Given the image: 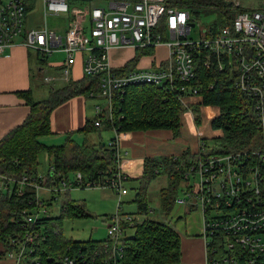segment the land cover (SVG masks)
<instances>
[{
  "label": "built area",
  "instance_id": "obj_1",
  "mask_svg": "<svg viewBox=\"0 0 264 264\" xmlns=\"http://www.w3.org/2000/svg\"><path fill=\"white\" fill-rule=\"evenodd\" d=\"M31 1L0 0V55L20 43L37 52L43 61L63 51L68 66H72L78 55L86 54L85 74L98 78L97 90H92L90 96L103 99L98 114L104 108L112 109L115 93L142 84L170 89L186 110L193 111L194 104L205 100L203 91L217 86V80H209L213 74L230 78L242 97L243 111L253 120L255 135L248 147L229 153L217 151L215 144L203 140L199 151L178 162L174 169L184 182V196L176 197L175 201L179 205L189 203V211L199 209L202 213L206 250L203 264H264V0L259 8L251 10L237 0H228L242 11L218 32L208 35L204 28L196 39L192 37L196 25H190V12L170 6L169 0H36L42 5L38 14L39 21L43 14V24L32 22L31 14L38 11H33ZM49 16L66 20L50 27ZM161 45L168 46L170 55L158 69L125 70L111 64L110 53L114 48L153 49ZM201 69L210 76L200 74ZM69 74L66 68L64 76ZM51 80L46 77V81ZM117 142L118 136L108 145L116 149L118 168L99 182H86L81 174H74V181L67 176L58 179L61 174H56L57 169L51 164L46 174L12 178L0 172L5 190L16 184L21 194L25 187L35 191L33 207L13 218L23 231L12 238L14 249L7 258L14 264H40L36 254L41 245L51 234L62 232L60 226L49 230L47 224L40 223L53 218L49 208L52 200L61 198L73 187L103 186L119 193L118 213L113 216L105 239L109 246L108 264H118L115 258L121 255L126 226L134 228L136 217L121 212L122 197L129 191L125 187L126 176L119 167L123 153ZM40 189L54 194L48 203L36 195ZM91 250L94 249L84 253L86 256L68 250L58 259L53 256L49 259L54 258L57 264H96V258L90 261L86 258L92 257Z\"/></svg>",
  "mask_w": 264,
  "mask_h": 264
},
{
  "label": "trees",
  "instance_id": "obj_2",
  "mask_svg": "<svg viewBox=\"0 0 264 264\" xmlns=\"http://www.w3.org/2000/svg\"><path fill=\"white\" fill-rule=\"evenodd\" d=\"M167 2L170 6L188 10L191 21L195 25L202 14L213 13L217 15L218 20L222 19L221 28H223L232 23L237 12L242 11L240 7L230 4L228 0H169ZM221 28L217 30L214 28L215 30L212 29L211 32H208L209 28L205 29L208 30V35H213ZM48 60L43 61L40 57L42 63ZM199 71L204 76H210L207 70ZM42 80L44 78H41V82ZM209 80H217L218 84L214 90L203 91L205 102L218 105L223 116L220 121L215 122V126L224 132L222 138L215 139L217 140L215 150L229 153L248 147L255 135V125L250 116L243 111L241 95L235 91L233 83L226 75L213 74V78ZM97 82L98 78L87 76L82 81L67 84L58 90L51 86L49 97L39 101L33 100L29 92L27 98L32 107L31 114L23 125L0 141V172L15 175V177L26 173L37 174L39 173V156L47 151L51 165L57 169L55 173L61 174L58 179L69 177L70 172L73 171L83 173L84 180L88 177L97 182L112 176L110 174L115 173L118 164L115 158L116 149L111 148L108 143L102 141L99 145H89L69 141L64 145L54 146L42 140L53 134L50 125L53 110L76 94H88L92 90H97ZM113 102L111 110L104 108L97 118L89 121L82 130L101 134L103 131L116 130L120 134L132 130L167 128L174 130L177 134L180 133L182 114L185 113L186 108L177 94L168 88L148 84L134 85L128 87L126 92L115 93ZM196 106H192L194 113ZM196 115L195 113V117ZM196 121L197 123L199 121L197 117ZM191 156L193 155L146 160V179L143 177L144 180L142 179L134 202L139 207L138 214L145 215L147 218L141 221L136 218L134 228L126 226L132 232L127 233L121 241V255L115 258L118 264L181 263V235L169 222L156 220L149 216L151 206L148 199V184L159 173L164 171L168 174L170 185L162 191L161 204L164 212L171 210L175 201V199L173 201L172 180L174 181V176L179 174L174 169L178 162L187 160ZM18 188L16 184H12L5 191L6 193L0 192V260L6 258L8 253L14 249V245L11 244L12 238L23 231L21 224L14 221V216L23 213L26 209H31L34 204L35 191L25 187L21 194ZM69 194L63 196L66 197ZM70 216L79 218L90 215L83 202L67 199L63 202V210L59 217H49V219L41 220L40 223L47 224L50 230L56 225L61 227L63 217ZM106 242L105 239L76 240L69 238L62 228L61 234H51L48 237L36 255L39 257L40 264H57L55 259L64 256L68 250L71 254L81 255L94 249L91 250L94 251L92 257H86L89 258L88 261L94 257L97 259L96 264H108L109 246L107 247ZM78 255L74 256L78 259ZM50 256L55 259H49Z\"/></svg>",
  "mask_w": 264,
  "mask_h": 264
},
{
  "label": "crops",
  "instance_id": "obj_3",
  "mask_svg": "<svg viewBox=\"0 0 264 264\" xmlns=\"http://www.w3.org/2000/svg\"><path fill=\"white\" fill-rule=\"evenodd\" d=\"M261 4L262 1L258 8ZM36 16L31 18L34 24L40 22L39 14ZM7 52L5 55H0V141L23 125L31 114L32 107L27 98L29 92H31V96L35 101L49 97L50 90L43 91L41 78H44V82L47 83L46 77L50 76L52 79V82L49 81L50 87L55 85L58 89L65 87L67 84L82 81L87 77L84 71L86 54L78 55L76 63L68 66L67 56L63 51L55 52H63L65 54L63 59L57 62L48 60L44 63L40 61L37 52L27 50L20 43L14 45ZM110 54L111 64L116 69H158L166 64L170 51L167 45H161L153 49L150 47L138 49L134 46H127L114 48ZM66 68L69 69L70 73L67 77L64 76ZM49 71H51L52 76L49 75ZM92 101L90 93H83L76 94L59 104L50 117L53 133L48 136L50 140L57 142V139H59L61 142L64 139V144L69 141L78 143L74 136L83 135L94 139L95 142L91 145H99L103 141L101 133L82 130L89 121L97 118L98 106L103 102V99L97 97V100L93 101V105ZM202 113V122H204V116L208 115V111L202 109ZM213 120L214 118L211 123ZM201 123H197L194 111L188 109L182 114L179 134L167 128L125 131L119 135L116 130L112 131L113 134L109 135V139H115L118 136L117 146L123 153L119 167L128 178L125 184L133 182L138 189L140 188L148 158H181L196 154L203 140L209 142L208 138L200 134L199 127ZM195 126L198 128V132L195 131ZM82 144H87V142ZM135 217L140 221L147 218V216H143L142 219L138 216ZM171 225L177 230L175 225ZM130 231L128 230L127 233H130ZM178 233L181 235L179 231ZM181 238V264H203L206 260L203 235L194 234L191 237L181 235ZM187 243L190 246L186 249ZM10 264H14V262L11 261Z\"/></svg>",
  "mask_w": 264,
  "mask_h": 264
},
{
  "label": "rangeland",
  "instance_id": "obj_4",
  "mask_svg": "<svg viewBox=\"0 0 264 264\" xmlns=\"http://www.w3.org/2000/svg\"><path fill=\"white\" fill-rule=\"evenodd\" d=\"M241 2L242 6L245 8H258V5L261 3L262 0H237ZM32 7H34L33 11H38L33 14H31V18L37 17L36 15L39 13V10L42 9V5L40 1L32 0L31 1ZM31 7V8H32ZM37 8V9H36ZM220 18L218 20L217 15H214L213 13H205L202 14V17L197 21L196 26L193 28L192 37L199 38L201 31L204 30V28H209L208 32H211L212 29H219L223 26V22ZM41 24H43L44 16L42 14ZM64 18L49 16L48 18V25L50 27H56L59 24L64 23ZM214 29V30H215ZM64 53H54L52 57L49 59L50 61H59L63 59ZM49 75L52 76L51 71H49ZM50 77V76H49ZM67 77V76H66ZM52 82V81H50ZM41 87L43 91H49L51 89L49 82H44L42 80ZM54 89H57L55 85H53ZM58 90V89H57ZM44 98V97H41ZM93 101H96L97 98H93ZM92 101V105L93 102ZM197 105V106H196ZM193 106H196L195 113L197 114L196 117L199 119L198 123L202 122V109H206L208 111V115H205L204 122L200 124V134L205 136V138L209 139V143L214 145L217 143L215 139H220L224 136V132L221 128H218L215 126V122L220 121V119L223 117L221 108L218 105H214L208 102L203 101L202 104H194ZM94 109V108H93ZM194 111V109H193ZM213 120V125L211 123V120ZM195 131L198 132V128L195 126ZM113 134L112 131H105L102 133L103 135V142L108 143L110 141L109 135ZM74 139L82 144L84 142H87L89 145L91 143L95 142L92 137H84L83 135H76L74 136ZM43 142L47 144H55V145H62L64 144L63 141H52L49 137L43 138ZM39 165H38V171L41 174H46L47 171L50 169V158L49 155L46 152L41 153L39 156ZM110 168V167H109ZM33 175V173H26ZM74 174H83L79 171H73L70 172L69 178L71 180H75L76 176ZM113 175V174H110ZM15 175H8V177L14 178ZM20 177L22 175H19ZM84 176V175H83ZM82 176V177H83ZM145 178V175H144ZM143 178V180H144ZM127 180L128 178L125 177ZM146 179V178H145ZM174 181L172 180V190H173V201L176 199V197H183V188H184V182H181V178L178 176H174ZM86 182H89V178L85 177ZM148 199H149V205L151 206V212L150 217L154 218L156 220H165L166 222H169L177 227V230L181 233L182 236H188L191 237L194 234L200 235L202 234V213L199 209L189 211V206L187 203L186 205H179L174 201L172 209L169 211L164 212L161 204V197H162V191L169 187L170 185V177L167 173L164 171L159 175H157L155 178H153L148 184ZM48 187V186H45ZM125 187L128 189L129 193L123 195L122 197V213L127 214H135L139 218L145 217V215L138 214V205L134 201L137 198V194L139 192L138 188L133 184V182H130L128 184H125ZM4 191L6 193L5 189L2 186V183H0V192ZM50 191L47 189H40V191L36 194L41 197L42 200L47 199V203L50 199L54 196L53 193H49ZM69 196H63L62 198H58L57 200H52V204L49 206L52 212L53 217H57L61 215V207L62 203L69 199L74 201H80L83 202L87 213L90 216L86 217H63L61 222V227L63 228L64 234L67 237H73L76 240H89V239H95V240H104L108 237V226L113 222V216L118 213V205L120 203L119 201V193L118 190L110 188V187H103V186H96V187H73L69 191ZM65 197V198H64ZM44 203V202H43ZM44 207V204H42ZM46 208V206H45ZM154 210V211H153ZM138 220V219H137ZM185 231V232H184ZM132 231H130L131 233ZM190 246V245H189ZM188 243L186 249L189 248ZM185 249V250H186ZM9 258H4L0 260V264H10Z\"/></svg>",
  "mask_w": 264,
  "mask_h": 264
},
{
  "label": "water",
  "instance_id": "obj_5",
  "mask_svg": "<svg viewBox=\"0 0 264 264\" xmlns=\"http://www.w3.org/2000/svg\"><path fill=\"white\" fill-rule=\"evenodd\" d=\"M229 3L231 4V1ZM190 25L194 27L195 26V23H192L191 22ZM164 86H165V84H164Z\"/></svg>",
  "mask_w": 264,
  "mask_h": 264
}]
</instances>
